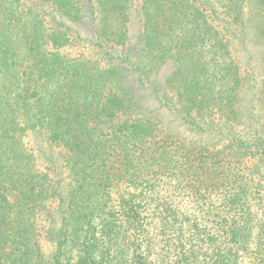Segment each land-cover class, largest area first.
<instances>
[{
  "label": "rangeland",
  "instance_id": "1",
  "mask_svg": "<svg viewBox=\"0 0 264 264\" xmlns=\"http://www.w3.org/2000/svg\"><path fill=\"white\" fill-rule=\"evenodd\" d=\"M194 5H201L209 18H214V23L218 22L216 16L222 10L218 2L213 4L208 0H194ZM148 8L150 7H146L143 0H131L124 11L123 19L127 20L128 34L132 41L145 37L142 34V26L150 22ZM214 9L217 12H212ZM118 15L107 0H0V108L3 107L4 122L10 117V101L7 96L12 87L8 72L11 64L7 60L9 54L6 49L9 46V37L12 33H17L18 27L23 24L25 34L22 38L25 35L29 37L25 42H38L42 48L35 51L34 58L28 54L23 62L15 60L13 64L24 65L43 59L54 64L63 60L73 64L76 60V63H80L82 71L77 83L80 91L86 90L87 87L91 89L99 86V83L89 81L93 76L91 74L110 63V56L116 57L112 63L120 65L118 86L129 95L134 91L137 104L131 111H119L123 112L122 118L111 125L106 124L104 118L90 116L88 126L94 128L90 130L96 132L95 128L98 126L105 134H120L121 128L127 122L132 124L129 126H133L135 122L139 128H145L140 130L144 135L141 140L145 141V145L134 146L128 141H118V145L110 146L116 151V155L125 153L123 163L117 159L119 162L113 167H110L111 163L102 165L103 177L111 175V181L101 184L104 187L89 184L80 189H77L71 180L73 159L69 150L51 144L47 131L40 130V135L31 130L5 132L6 137L13 134L14 138L7 137L4 144L6 150L0 167V186L7 188L9 185L6 173L9 163L20 168L19 165L33 160V174H50L53 182H60L58 190L62 192L60 196H57V193L52 196L49 193L44 195L40 201L33 202L34 208L29 203L14 207L16 211H24L14 216L16 221L19 219V225L32 229L33 239L39 244L31 264H51L50 260L54 261L55 258L59 264H82L81 256H84V259L88 257L84 264H138L140 257L136 256L135 251L141 246L145 235L147 240L150 235L155 238L156 251L151 255L153 264H264V159L258 155L244 153L249 146V139L253 136H264V98L263 103L259 102V105L256 102L259 101L258 97L251 99L249 92L252 83L264 78L262 55L251 51H259L258 48L252 49L249 45L246 52L230 55L232 62L235 60L237 64L234 74L238 77L235 78L240 76L241 79L236 82L238 106L240 112L244 113L239 122L209 111L201 115L193 111L192 117L186 121L168 107L181 105L180 101L176 102L178 97L175 88L167 85L166 94L171 100L162 105L159 100L161 94H154V88L144 83L139 72L129 69L125 53H117L123 47L116 42L120 41L118 27L123 22ZM15 16L22 18L11 32L9 21L13 22ZM20 34L21 31L19 36ZM139 59L145 60V56H140ZM174 67L175 61L169 60L166 67L160 71L158 79L165 81L166 78H173ZM23 70L25 68L22 66L21 71ZM125 79L133 85V89L126 88ZM54 83L55 81L53 86L62 85L61 81ZM105 84L106 82L102 83ZM111 85L114 83L110 82L109 86ZM184 102L187 103V100ZM181 112H184L183 109ZM250 121L254 123L253 128L249 127ZM166 138L169 140L166 150L175 157L187 158L193 153L196 158L205 157L206 163L197 160L199 167L195 171L202 173L203 169L209 167L210 178L222 167L218 166L223 163L222 158L226 161L232 160L236 175L253 187L250 189L246 186L248 194L241 195L247 211H241L239 203H230L226 207V200L221 198L216 189L210 193L201 188L197 192L192 181H178L175 175L169 172L158 175L159 179L155 181L150 180V167L146 168L144 164L136 161L135 164L130 162L129 153L134 150L140 152L145 146H149L148 149L152 151V148H157ZM100 152L103 155L102 152L106 153L107 149L98 150L96 157ZM8 153L11 155L8 156ZM179 164H175L178 171L182 166ZM97 165L96 163L95 166ZM182 168H185L184 172L192 170ZM87 171L89 176H98L99 168ZM24 179L22 182L26 185ZM153 181L155 186L150 184ZM208 181L213 182L212 179ZM94 182L95 179H92L91 183ZM242 185L245 186L243 183ZM223 191L227 193L229 189ZM12 192L14 193H7L10 200L16 199L15 194L18 191ZM72 193H81L82 201L79 204L76 203L77 197L73 202L70 201ZM131 196H135L136 203L140 204L139 217L124 211L128 209L124 198ZM162 203H166L169 210L164 209ZM71 209L79 210L77 218H81L80 222L76 219V214H69ZM65 216L67 220L63 221L62 217ZM151 219L157 223L151 226L150 234ZM13 226L18 228L17 222ZM159 226L165 227L167 233L159 235L163 234ZM61 228H64V232L69 236V241L60 245L58 236ZM64 237H60V240ZM142 245L144 247V243ZM213 250L219 251L212 252ZM161 258H164L165 262H162ZM3 261L5 264L23 263L15 261L14 256Z\"/></svg>",
  "mask_w": 264,
  "mask_h": 264
},
{
  "label": "trees",
  "instance_id": "2",
  "mask_svg": "<svg viewBox=\"0 0 264 264\" xmlns=\"http://www.w3.org/2000/svg\"><path fill=\"white\" fill-rule=\"evenodd\" d=\"M107 1L111 3L113 10L119 13V18L123 20L121 26L118 27L120 41H116L123 47L117 53L119 55L125 53L129 69L137 70L144 83L146 82L154 88V94H161L159 100L162 105H166L165 101L170 99L166 94L168 85L170 88H175L178 97L176 102L180 101L181 104L180 107L177 104L168 107L180 118L189 121L188 118L192 117L193 111L197 112L198 115L209 111L239 122L244 113L240 112L238 106L239 94L236 91V82L241 79L240 76L235 78L238 77L234 74V68L237 64L235 60V63L232 62L230 55L235 52H246L249 45L252 49L257 47L259 51L256 49L251 51L262 55L261 65L263 64L262 75H264V0H208L213 4L218 2L222 8L220 14L216 16L217 23H214V18H209L210 16L205 13V9L201 5H194V0H143L144 5L150 7L148 8L150 22L142 26V34L145 37L136 41L130 39L127 20L123 19L124 11L131 0ZM212 12L215 13L217 10L214 9ZM16 17L13 22L9 21L11 32L14 30L12 28L17 26L22 18ZM16 31L17 33H12V36L9 37V46L6 49V53L9 54L7 60L11 64L8 72L12 80V87L7 96L10 101V117L5 122L3 120V107L0 108V167H2V158L5 156V141L7 137L14 138L13 134L6 137V131L31 130L40 135V130L43 129L47 131L51 144L69 150L73 159V166L70 169L71 180L77 189L89 184L104 187L101 184L108 183L113 179V176L103 177L101 168L104 167L102 165L107 166L111 163L110 167H113L119 162L117 159L123 163L125 157L124 152L116 155V151L110 146L112 144L118 145V141H128L134 146L145 145V141L141 140L144 135L140 131L145 128H139L135 122L134 128L129 126L132 124L125 123L121 128V133L116 132L115 135L105 134L98 126L95 128L96 132H93L90 130L94 129L93 126H88L90 116L92 118H104L106 124L111 125L122 118L123 114L121 113L123 112L119 111L135 109L137 104L135 92L133 91L129 95L128 92H123L120 85L118 86L120 83V65L112 63L116 57L110 56L111 62L94 72L97 77L95 74H91L93 76L89 78V81L99 83V86L91 89L87 87L86 90L80 91L77 83L82 76V71L79 67L80 63H76V60L73 64L68 60L54 64L45 59L30 64L27 62L24 65L23 63L13 64L15 60L23 62L28 54L34 58L35 51L42 48L38 42H25L26 39L29 40V37L25 35L22 38L25 34L23 24H20ZM19 31H21L20 36ZM107 51L109 50L107 49ZM143 55L145 60L139 59ZM261 58L259 59L261 60ZM171 59L175 61L174 77L166 78L165 81L159 80L160 71L166 67ZM22 66L25 68L23 71H21ZM18 73L20 75H17ZM248 74L250 76V73ZM102 76L103 78H100ZM13 78L17 81H14ZM54 81L55 83L61 81L62 85H59L60 87L53 86ZM249 81L251 80L249 79ZM104 82L106 84L102 85ZM110 82H113L114 85L109 86ZM125 82L127 89H133V85L128 79H125ZM139 82L141 83V80ZM251 86L252 88L249 89L251 99L254 100L255 97H258L259 101L256 102L258 104L259 102L263 103L264 78H261L259 82L252 83ZM184 100H187V103ZM182 109L184 112H181ZM248 124L250 128L254 127L253 122L250 121ZM137 139L139 140L136 141ZM237 141L240 142L241 140L237 139ZM12 143L14 142L12 141ZM168 143L169 140L166 138L157 148H152V151L148 149L149 146H145L140 152L134 150L129 153L131 155L130 162L135 164L136 161L144 164L146 168L150 167V180L155 181L159 179L158 175L169 172L174 174L178 181H192L197 192L201 188L210 193L216 189L221 194V198L226 200V207L230 203H239L241 211H247L245 200L241 199V195L248 194L246 186L250 189L253 187L246 180L236 175L232 160L226 161L222 158L223 163L218 165L222 167L210 178L209 167L203 169L202 173L195 171L199 167L197 160H200V163H206L204 162L205 157L196 158L195 153L187 158L186 156L183 158L175 157L169 150H166ZM103 149H107L109 152H106L107 154L102 152L103 155L100 152L96 157V152ZM246 149L244 153L258 155L264 159V136H253L252 139H249V146ZM52 152L55 151L52 150ZM7 155L9 156L11 153ZM96 163L99 168L98 176H89L87 170L94 171L97 168ZM177 163L182 164L180 171L175 166ZM19 167L16 168L13 163H9L6 171L9 185L7 188L0 186V264H5L3 260L12 256H14L15 261H23L22 264H31L39 249L37 240L33 239L32 229H28V226L19 225V219L16 221L14 218L15 215L24 213V211H16L14 207L29 203L34 208L33 202L40 201L41 197L48 193L50 196L54 193H57V196L62 195V192L58 190L60 182L58 181V184L53 182L50 174H42L41 176L36 172L33 174L32 170L35 167L33 160L27 161ZM182 167L192 170L184 172L185 168ZM139 172L142 171L139 170ZM23 179L26 181V185L22 182ZM92 179H95L94 183H91ZM208 179H212L213 182L210 183ZM154 181L150 184L154 185ZM224 189H229V191L224 193ZM14 190L18 191L15 194L16 199H8L7 193H14L12 192ZM80 194H70V201L73 202L77 197L76 203L79 204L82 201ZM136 196L138 197V195ZM124 201L128 207L124 211H127V214L134 213L135 216L139 217L140 204L136 203L137 198L131 196L124 198ZM163 207L169 210L166 203L163 204ZM73 213L76 214V219L80 222L81 218L79 216L77 218L79 210L71 209L69 214ZM81 217L90 219L86 215H81ZM62 219L66 221L67 217H62ZM151 220L150 234L151 226L157 223V221ZM16 222L17 226L19 225L18 228L13 226ZM160 229L163 234L159 235L167 233L165 227ZM59 233L60 245L66 243L67 240L69 241V236L64 232V228H61ZM63 235L65 236L64 239L60 240ZM234 236H236V231ZM142 243H144V247ZM140 245L135 251L136 256L140 257L138 264H153L151 255L156 251L155 238L150 235V239L147 240L145 235ZM58 251H61V247ZM214 251L219 250L212 252ZM81 259L82 264L88 261L87 256L85 259L84 256H81ZM164 260L161 258L162 262H165ZM50 262L51 264H59L56 258Z\"/></svg>",
  "mask_w": 264,
  "mask_h": 264
}]
</instances>
